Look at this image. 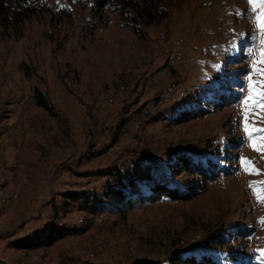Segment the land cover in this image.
<instances>
[{
	"label": "rangeland",
	"instance_id": "1",
	"mask_svg": "<svg viewBox=\"0 0 264 264\" xmlns=\"http://www.w3.org/2000/svg\"><path fill=\"white\" fill-rule=\"evenodd\" d=\"M88 3L0 28V264H264V0H166L138 32ZM148 180L187 198L103 200Z\"/></svg>",
	"mask_w": 264,
	"mask_h": 264
},
{
	"label": "trees",
	"instance_id": "2",
	"mask_svg": "<svg viewBox=\"0 0 264 264\" xmlns=\"http://www.w3.org/2000/svg\"><path fill=\"white\" fill-rule=\"evenodd\" d=\"M52 0H0V28L7 33L17 35L21 32L23 24L33 18L41 19L48 12H51L50 4ZM89 9L92 13L99 16L103 20L108 11L116 13L120 17V21L133 28L134 31H140L141 27L151 26L164 19L169 12L166 0H87ZM101 20V21H102ZM34 99L38 107L49 113H53L52 105L45 98L44 93L38 88H34ZM198 169L194 168L188 160L171 161L167 171L170 173H194L205 176V169L198 164ZM102 176L115 177L121 181L124 172L107 167L98 171ZM129 171H127V174ZM133 174V173H132ZM131 175V174H130ZM206 177H212L206 175ZM139 181L140 178L138 177ZM147 190H138L134 195L126 196L119 188H113L110 185L105 192L103 200L117 198L120 205L124 209H131L136 203L146 201H154L159 197H170L172 199H184L187 196L184 193H179L175 187L168 186L164 182L151 181L145 184ZM132 189L135 188L133 184ZM79 194L72 196L78 197ZM56 232H48L44 242H49L54 239ZM224 241V240H222ZM43 242V241H42ZM170 264H226L215 260L207 253L199 255L191 254L189 256L173 255L170 259Z\"/></svg>",
	"mask_w": 264,
	"mask_h": 264
},
{
	"label": "snow or ice",
	"instance_id": "3",
	"mask_svg": "<svg viewBox=\"0 0 264 264\" xmlns=\"http://www.w3.org/2000/svg\"><path fill=\"white\" fill-rule=\"evenodd\" d=\"M249 2H250V3H254L255 0H249ZM261 27L264 28V24H262ZM253 146H255V145H253Z\"/></svg>",
	"mask_w": 264,
	"mask_h": 264
}]
</instances>
